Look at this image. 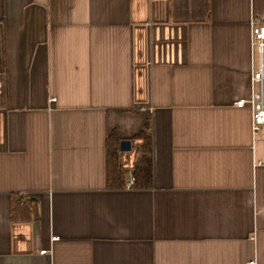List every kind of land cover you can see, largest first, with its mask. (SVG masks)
<instances>
[{
    "label": "crops",
    "instance_id": "obj_1",
    "mask_svg": "<svg viewBox=\"0 0 264 264\" xmlns=\"http://www.w3.org/2000/svg\"><path fill=\"white\" fill-rule=\"evenodd\" d=\"M253 24L264 0H0V264H264Z\"/></svg>",
    "mask_w": 264,
    "mask_h": 264
},
{
    "label": "trees",
    "instance_id": "obj_2",
    "mask_svg": "<svg viewBox=\"0 0 264 264\" xmlns=\"http://www.w3.org/2000/svg\"><path fill=\"white\" fill-rule=\"evenodd\" d=\"M137 137L143 140L140 150L142 151L135 162L134 167V185H149L151 182L152 165L150 158L151 136L145 131L137 133ZM120 138L116 135H110L107 140V182L110 186L122 185L124 171L119 166V143Z\"/></svg>",
    "mask_w": 264,
    "mask_h": 264
},
{
    "label": "built area",
    "instance_id": "obj_3",
    "mask_svg": "<svg viewBox=\"0 0 264 264\" xmlns=\"http://www.w3.org/2000/svg\"><path fill=\"white\" fill-rule=\"evenodd\" d=\"M251 32V40L253 45H257L260 51L264 48V24H253ZM253 82L257 83L258 90H254L250 97L241 98L235 101V105L243 107L248 105L251 110L252 123L251 128L252 132L257 133L259 128L264 124V92H263V80H264V69L262 66H259L257 70L253 73L252 76ZM50 101H54V98H51ZM134 178L131 176L128 180V184L131 185L134 183ZM57 237H52V240H56ZM45 250H41L40 253H44ZM245 264H257L255 260H250Z\"/></svg>",
    "mask_w": 264,
    "mask_h": 264
},
{
    "label": "water",
    "instance_id": "obj_4",
    "mask_svg": "<svg viewBox=\"0 0 264 264\" xmlns=\"http://www.w3.org/2000/svg\"><path fill=\"white\" fill-rule=\"evenodd\" d=\"M131 148V139L123 138L119 143L120 151L129 150Z\"/></svg>",
    "mask_w": 264,
    "mask_h": 264
}]
</instances>
